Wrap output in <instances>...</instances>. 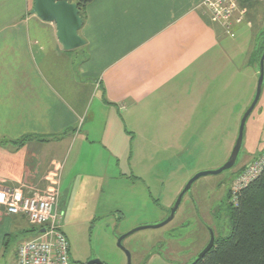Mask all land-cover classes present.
Segmentation results:
<instances>
[{
	"label": "crops",
	"instance_id": "obj_1",
	"mask_svg": "<svg viewBox=\"0 0 264 264\" xmlns=\"http://www.w3.org/2000/svg\"><path fill=\"white\" fill-rule=\"evenodd\" d=\"M206 1L94 0L79 32L85 46L66 51L56 25L32 15L35 0H0V141L31 137L0 145V188L61 202L79 169L134 186L120 169L123 155L132 170L138 158L128 132L135 141L156 125L163 138L196 139L204 124L214 132L220 108L252 90L257 45L244 51L234 40L245 25L230 37ZM25 221L0 208V264H16L9 236L29 230Z\"/></svg>",
	"mask_w": 264,
	"mask_h": 264
},
{
	"label": "rangeland",
	"instance_id": "obj_2",
	"mask_svg": "<svg viewBox=\"0 0 264 264\" xmlns=\"http://www.w3.org/2000/svg\"><path fill=\"white\" fill-rule=\"evenodd\" d=\"M247 8V21L252 27L261 26L260 31L264 30V1H250ZM250 28L245 25L241 29L244 32H240L238 38L235 36L237 39L234 41L244 51L250 45L259 43L258 39H253L257 28ZM244 33L246 36L243 37ZM256 70L258 77L253 78L251 92L245 97L242 89L237 90L239 95L236 93L234 107L230 105L226 109L220 108V119L217 123L214 121L212 133L211 130H206L207 124L203 128L205 133L196 139L184 135L163 138L164 132L158 125L149 134L139 132L135 135L136 141L128 132L126 138L131 143V151L134 153L136 150L138 158L132 170L127 163V157L123 155L120 169L134 186L124 179H98L93 173L86 174L87 172L78 170L79 178L74 194L71 196V188L66 193L63 192L60 199L64 216L63 230L75 253L79 249L86 256L107 264H127L128 256L118 246L119 236L137 228L148 227L134 233L124 243V249L132 256V264H145L150 252L164 250L176 234L187 235L181 239V256L173 258L180 259L183 264H192L208 241V235L201 223L203 218L218 235L226 233V200L239 171L264 154V86L259 103L247 121L237 166L221 175H209L196 181L184 197L174 221L162 228L155 226L168 218L192 178L203 172L218 170L230 159L239 136L242 118L256 96L259 79L257 65ZM243 82L242 73L237 74L235 87L242 88ZM160 126L166 131L163 124ZM134 144L137 149L140 148L139 153L137 149L134 150ZM90 159L93 161L92 157ZM107 173L112 174L111 171ZM197 209L201 210V216ZM186 222V227L180 229V225ZM24 224L31 229L27 221ZM9 237V254H12L22 242L32 239L33 234L15 232ZM147 264L164 263L159 259H152Z\"/></svg>",
	"mask_w": 264,
	"mask_h": 264
},
{
	"label": "built area",
	"instance_id": "obj_3",
	"mask_svg": "<svg viewBox=\"0 0 264 264\" xmlns=\"http://www.w3.org/2000/svg\"><path fill=\"white\" fill-rule=\"evenodd\" d=\"M204 5L210 16L232 38L236 36L237 27H252L247 21L249 10L241 0H207ZM263 170L264 154L235 180L234 194L246 188ZM59 202L58 194L26 196L19 189L0 188V208L5 209L9 216L24 218L31 228L37 230L32 239L18 247L16 264H71L70 241L63 230L64 216Z\"/></svg>",
	"mask_w": 264,
	"mask_h": 264
},
{
	"label": "trees",
	"instance_id": "obj_4",
	"mask_svg": "<svg viewBox=\"0 0 264 264\" xmlns=\"http://www.w3.org/2000/svg\"><path fill=\"white\" fill-rule=\"evenodd\" d=\"M57 1H67L76 4L84 22L86 9L94 0ZM250 1L252 0H243L241 2L243 6H247ZM257 39L259 43L255 51L254 62L259 66V61L264 52V30L260 31ZM30 139L31 137H26L17 142L0 141V145L11 143L16 146H24ZM260 157H256L250 164ZM247 166L240 169L238 177ZM226 205L228 210L226 233L219 234L213 249L195 264H264V170L238 194L235 195L232 188L227 197ZM24 233L34 235L37 230L31 228Z\"/></svg>",
	"mask_w": 264,
	"mask_h": 264
},
{
	"label": "water",
	"instance_id": "obj_5",
	"mask_svg": "<svg viewBox=\"0 0 264 264\" xmlns=\"http://www.w3.org/2000/svg\"><path fill=\"white\" fill-rule=\"evenodd\" d=\"M32 15H36L39 19L46 23H52L56 25L57 28V36L59 42L63 45L66 51H74L80 49L85 46V41L80 37L79 32L83 27V19L80 16V11L76 4L69 3L67 1H57V0H35L34 8L31 11ZM264 41V40H263ZM259 79L258 86L256 91V96L251 105L246 110L240 125L239 136L234 146L233 152L230 156L228 162L222 166L220 169L215 171H207L200 174H197L190 182L187 184L185 189L180 194L178 200L176 201L174 207L171 209L170 217L162 224L155 226V228H161L170 223L174 217L175 213L179 209L184 196L191 190L196 181L201 179L202 177H206L209 175H221L224 172L230 171L234 169L239 163V157L241 153V149L243 146L245 128L248 119L251 114L255 110L259 100L261 98L264 86V52L259 61ZM148 227H141L133 230L132 232L122 236L118 240V246L123 249L129 259V264H132L131 254L126 249H124L122 242L132 236L134 233L147 229ZM44 232V230H43ZM215 233L211 230V240L208 246L201 252V254L197 257V259L192 263L195 264L201 259H203L207 253H209L213 247L215 246ZM97 263L102 264L100 261Z\"/></svg>",
	"mask_w": 264,
	"mask_h": 264
},
{
	"label": "flooded vegetation",
	"instance_id": "obj_6",
	"mask_svg": "<svg viewBox=\"0 0 264 264\" xmlns=\"http://www.w3.org/2000/svg\"><path fill=\"white\" fill-rule=\"evenodd\" d=\"M182 202H183V200H182ZM178 210H177V212H178ZM197 211H198V209H197ZM198 212H199V216H201V210H199ZM176 213H175V216H176ZM170 215H171V211H170V214L168 215V218L170 217ZM168 218H166L162 223H164ZM174 219H175V217H174ZM174 219L171 222H173ZM226 219H225V223L224 224H226ZM170 223H168V224H170ZM201 223L204 225L203 228H204L205 234L208 235V241H206L207 243H205V245L202 246V248L200 249V251L197 254V256L193 259V261H195L197 259V257L201 254V252H203V250L208 246V244H209V242L211 240V230H213L214 233H215L216 241H217V237H218V234L215 232V230L213 228H211L209 225L206 224V221H205L204 218L202 219V222ZM167 225H165V226H167ZM186 225H187V222L186 223H182L180 225L181 227H179V228L180 229H183V228L186 227ZM128 233H130V232H128ZM128 233H126V234H128ZM126 234H124V235H126ZM124 235H120L119 238H121ZM186 235H182V234L181 235H178V234H176L171 240H169V242H168L169 245L168 246L166 245L167 247L164 250L157 249V250H153L152 252H150V254L148 255V258H147L145 264H147L152 259H159L160 262H162L164 264H183L180 259L179 260H176L173 257L181 256L182 249L180 247V243H181L182 237H185ZM119 238H118V240H119ZM128 238H126L122 242L123 246H124L125 241ZM216 241H215V244H216ZM77 251H78V253H75L74 249L72 248L71 242H70L71 264H99V263H97V261H100L102 264H107V263H105V262H103V261H101L99 259L94 258V257L86 256L79 249H77ZM131 261H132V256H131ZM127 264H129V259L127 261Z\"/></svg>",
	"mask_w": 264,
	"mask_h": 264
}]
</instances>
